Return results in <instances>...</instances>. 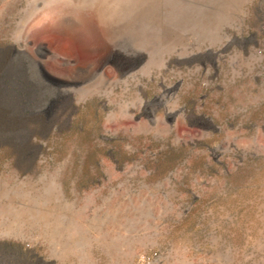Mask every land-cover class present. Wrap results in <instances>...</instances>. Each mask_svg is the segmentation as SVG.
Here are the masks:
<instances>
[{
  "label": "rangeland",
  "instance_id": "rangeland-1",
  "mask_svg": "<svg viewBox=\"0 0 264 264\" xmlns=\"http://www.w3.org/2000/svg\"><path fill=\"white\" fill-rule=\"evenodd\" d=\"M0 264H264V0H0Z\"/></svg>",
  "mask_w": 264,
  "mask_h": 264
}]
</instances>
